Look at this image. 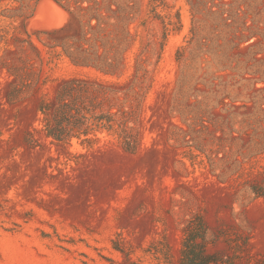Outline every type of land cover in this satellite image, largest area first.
Wrapping results in <instances>:
<instances>
[{
    "label": "rangeland",
    "instance_id": "374dc122",
    "mask_svg": "<svg viewBox=\"0 0 264 264\" xmlns=\"http://www.w3.org/2000/svg\"><path fill=\"white\" fill-rule=\"evenodd\" d=\"M124 1L134 5L137 19L128 26L121 77L77 69L67 59L50 75L79 73L138 91L136 124H129L139 133L138 149L129 153L110 144L106 132L96 133L100 141L93 148L76 138L57 146L40 132L34 105L9 106L3 99L0 264H180L183 230L196 216L205 221L217 264H264V154L245 158L238 144L227 159L216 128H201L193 142V134L183 132H190L183 117L172 111L175 54L191 27L187 0ZM39 2L23 38L42 51L46 64L48 46L73 35L75 26L61 5ZM169 20L179 29L167 31ZM7 80L0 66V89Z\"/></svg>",
    "mask_w": 264,
    "mask_h": 264
},
{
    "label": "trees",
    "instance_id": "16d2710c",
    "mask_svg": "<svg viewBox=\"0 0 264 264\" xmlns=\"http://www.w3.org/2000/svg\"><path fill=\"white\" fill-rule=\"evenodd\" d=\"M39 1L0 0V21L8 22L0 25V66L9 74L0 89V104L4 99L9 106L34 105L41 115L40 132L57 146H70L76 138L93 148L100 141L96 133L106 132L110 144L136 152L139 133L129 124H136L138 91L128 89V83L79 73L55 79L50 75L67 59L74 68L121 77L128 26L137 19L134 5L124 0H55L72 15L75 33L48 46L45 64L42 51L23 38ZM187 2L191 27L175 54L178 78L172 109L190 132L181 130L186 136L193 134L192 141L197 142L201 128H216L221 133L216 138L219 150L227 159L238 144L246 151L240 153L245 158L263 155L264 0ZM127 8L130 14H125ZM177 19L180 25V14ZM165 25L167 31L179 29L172 20ZM134 68L132 77L137 79L139 64ZM241 99L246 102L238 105ZM208 245L205 221L196 216L183 230L180 264H217L220 260L209 253Z\"/></svg>",
    "mask_w": 264,
    "mask_h": 264
},
{
    "label": "water",
    "instance_id": "95a60500",
    "mask_svg": "<svg viewBox=\"0 0 264 264\" xmlns=\"http://www.w3.org/2000/svg\"><path fill=\"white\" fill-rule=\"evenodd\" d=\"M56 5H58L59 7H60V4H58L55 0H52ZM42 4V7H44L45 6V4H46V0H40V2H39V4ZM38 4V5H39ZM38 7V6H37ZM61 8V7H60ZM36 10H37V8H36ZM35 13H36V11H35ZM35 13H34V16H32L33 18L35 17ZM39 21L41 22L42 21V18H39Z\"/></svg>",
    "mask_w": 264,
    "mask_h": 264
},
{
    "label": "bare ground",
    "instance_id": "6f19581e",
    "mask_svg": "<svg viewBox=\"0 0 264 264\" xmlns=\"http://www.w3.org/2000/svg\"><path fill=\"white\" fill-rule=\"evenodd\" d=\"M61 9V8H60ZM29 23V22H28ZM31 23V22H30Z\"/></svg>",
    "mask_w": 264,
    "mask_h": 264
}]
</instances>
